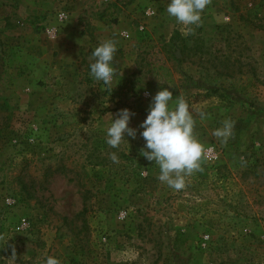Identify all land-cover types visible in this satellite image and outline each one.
I'll return each mask as SVG.
<instances>
[{
	"label": "rangeland",
	"instance_id": "1",
	"mask_svg": "<svg viewBox=\"0 0 264 264\" xmlns=\"http://www.w3.org/2000/svg\"><path fill=\"white\" fill-rule=\"evenodd\" d=\"M169 3L0 0V264H264V0H212L195 35ZM70 23L86 43L62 75L50 44ZM105 40L117 43L108 91L90 76ZM163 88L208 114L194 130L204 171L180 191L140 154ZM125 108L137 136L111 148L107 128ZM229 118L224 146L213 132Z\"/></svg>",
	"mask_w": 264,
	"mask_h": 264
},
{
	"label": "clouds",
	"instance_id": "2",
	"mask_svg": "<svg viewBox=\"0 0 264 264\" xmlns=\"http://www.w3.org/2000/svg\"><path fill=\"white\" fill-rule=\"evenodd\" d=\"M211 3L212 0H170L166 12L184 27L185 35H195L196 28L203 23L202 13ZM116 52V41L105 40L91 53L94 62L90 64V76L98 82H103L104 91L111 89L116 74L111 66ZM158 82L163 83L159 80ZM134 115L135 113L127 108L116 114L117 118L112 119L111 125L107 128L108 146L119 148L126 140L125 134L136 138L137 130L129 127L130 119ZM207 115L203 110L190 108L183 95H179L174 101L172 91L163 88L152 97L148 115L139 126L143 129L140 135L146 142L140 154L148 161L155 162L160 170L158 179L175 191L187 187V177L204 171L202 163L208 158L207 150L196 138L194 130L196 119L203 120ZM234 127L235 121L225 119L222 126L214 130L213 135L226 146L228 140L234 136ZM110 159L113 163H119V157L115 152L110 154ZM241 161L244 162L243 157ZM8 240L9 238L0 235V241L4 244ZM14 257L16 250L12 246V258ZM46 264H61V261L49 256L46 258Z\"/></svg>",
	"mask_w": 264,
	"mask_h": 264
},
{
	"label": "crops",
	"instance_id": "3",
	"mask_svg": "<svg viewBox=\"0 0 264 264\" xmlns=\"http://www.w3.org/2000/svg\"><path fill=\"white\" fill-rule=\"evenodd\" d=\"M121 30H123L121 32H127L125 29ZM84 43H86L84 38L76 30H73L70 23L64 26L59 38L50 44L52 49L57 52L58 63L55 66L60 74L70 75L74 71L73 62H76L79 53L85 49Z\"/></svg>",
	"mask_w": 264,
	"mask_h": 264
},
{
	"label": "built area",
	"instance_id": "4",
	"mask_svg": "<svg viewBox=\"0 0 264 264\" xmlns=\"http://www.w3.org/2000/svg\"><path fill=\"white\" fill-rule=\"evenodd\" d=\"M144 13H145V16L148 17V16H152L155 12L154 10H152L151 7H148L146 8V11H144ZM67 18H68V12L65 8H61L59 11H57L56 19L58 20L59 25H57L56 27L52 26V27L46 28V34L49 36V38L54 39L56 37V35L59 33L60 24L66 21ZM140 29L141 30L144 29L143 25L140 26ZM123 35H125V37L127 36L126 34H123ZM22 223H24V220Z\"/></svg>",
	"mask_w": 264,
	"mask_h": 264
},
{
	"label": "trees",
	"instance_id": "5",
	"mask_svg": "<svg viewBox=\"0 0 264 264\" xmlns=\"http://www.w3.org/2000/svg\"><path fill=\"white\" fill-rule=\"evenodd\" d=\"M163 69V68H162ZM165 71V69H163Z\"/></svg>",
	"mask_w": 264,
	"mask_h": 264
}]
</instances>
